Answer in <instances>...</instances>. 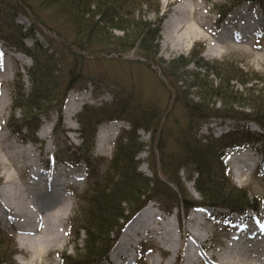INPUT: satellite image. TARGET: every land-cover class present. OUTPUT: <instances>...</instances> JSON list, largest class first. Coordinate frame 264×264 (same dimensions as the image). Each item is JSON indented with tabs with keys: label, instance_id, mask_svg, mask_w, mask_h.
<instances>
[{
	"label": "rangeland",
	"instance_id": "obj_1",
	"mask_svg": "<svg viewBox=\"0 0 264 264\" xmlns=\"http://www.w3.org/2000/svg\"><path fill=\"white\" fill-rule=\"evenodd\" d=\"M240 1L133 0L132 5L136 8L131 16L136 21L142 19L143 22L153 23L151 28L159 24L160 32L157 61L163 64H165L164 62L168 64L169 61L180 57H184L189 61L202 57L204 59L203 61L211 63L209 70L205 66L198 67L194 64V61L183 71H188V74L198 71L205 74L204 76H207L209 73L210 75L207 76L208 81L211 82L214 80L217 83L220 79L212 73L214 71L212 69H217L218 67L214 68V66L218 62H223L224 65L220 66L221 68H228L230 66L229 63H231L233 65H239V67L247 71L259 73L264 78V11L262 10L264 7L262 1L257 0L254 3L255 5L245 4L238 10V12L245 11L244 14L248 12L256 13L257 17L255 15L245 17V15L238 13L230 15L224 21H220L221 10L224 9V5L226 7H232ZM185 5L191 9L186 23L184 25L181 24L179 27L172 26L170 29H166L164 23L174 11V8ZM18 7L23 8L24 11H21ZM94 8L92 6V9ZM130 10L133 9H131V3L128 2L126 8L121 10V14L125 12L129 14ZM67 12V9L64 10V15L66 14L67 23L69 22L70 24L71 16ZM51 15L50 8L43 6L41 0H0V29L2 33L7 35L6 33H12L13 29L16 31V34H12L14 40H6L0 36V43L3 46L0 48L2 49L0 51V61L4 64L5 60H9L10 65L6 73L2 72L6 76L0 77V88L4 89L10 101L6 111L7 113L0 116V154L5 156V158L10 156L7 162L0 160V186L5 183L6 176L10 172L17 175V184L27 182L26 178L29 175V170L25 168V164L32 161L38 163L40 160L43 163H48L50 169L56 164L60 171L66 172L67 177L72 173L86 176V170L88 171L87 161L83 158L80 160L77 159L80 151L81 154H84L85 151L80 135L82 124L79 120V113L82 112L85 105L108 107L106 108V111L109 110L108 116L115 117L112 120H105L97 126L95 145L88 154H85L91 157L100 173H104L109 167L119 138H124L128 131L133 128V125L129 122L133 116L137 117L136 121L138 123L142 121L141 118H145L147 115H152L156 112L158 114L153 126H151V131L142 128L137 131V135L140 137L139 140L146 147L144 151L138 154L136 159L139 164L137 171L140 174L149 178L154 177L155 174L151 168L153 163L158 171V178L162 181L167 180V176L165 175L167 170L162 167L161 158L164 156L166 163H172V166L168 168V173L175 177L173 174L176 171L177 162H182V159L187 155V149L184 143H187V140L196 130L198 131L197 136L200 138L206 136L221 137L228 130H243L242 128L245 127H248L251 131L262 133L260 126L253 121L249 122L244 120V122H238L234 119L224 117L210 118L208 121L197 126L196 123L194 124V119H191L187 109L176 99V90L178 95L184 96L185 93L183 91L186 90V87L178 88L181 83L177 84L175 78L164 77L158 65L146 61L137 49L113 53L108 50L112 49L113 46L108 44L100 47H90L88 50H82L78 46H71L73 50L65 47L66 51L62 50L60 55L57 56L60 60V64H57V69L59 70L55 72L58 88L51 96V99L55 100L53 102L49 100L46 102L42 101V107L39 109L37 106L34 108L29 106L25 108L26 102L22 97H19L20 95L18 93L24 92L27 100L28 94L32 90V81L28 74V68L34 65V60L30 55L22 51L19 52L21 48L18 46L24 44L37 52L36 41L38 40L41 43V47L44 48L38 53L44 63L47 61V56L43 50L49 49L50 47L40 31H36L34 37L27 36L23 40L24 43L21 42V34L18 32V28L22 26L23 31H30L34 25L41 28L47 36L53 37L59 43H64V38L61 40L60 37L55 35V29L51 28L52 30H49V27L52 26ZM241 15L242 19H240ZM124 16L127 15L125 14ZM35 17L36 19H41L43 23H38ZM242 21L246 25L261 24L259 26L261 27L260 34H251L252 36L239 34L242 39L239 37H235L234 39L230 37L223 38V31L225 33L229 31V29L227 30V26L230 25L238 33V24ZM9 22L13 27L7 25ZM191 23L197 26L200 35L194 38L189 49L173 47L174 44L177 46V41L181 42L188 35L186 26ZM134 24H137V22ZM71 26L74 25L71 24ZM224 26L226 28H223ZM66 27L68 26L66 25ZM109 28V30L107 28L108 33H111L112 36H122L124 33L121 29ZM129 28H131L130 31L132 32L136 26L134 27L131 24ZM70 32L71 34L74 33L72 27H69L67 30V35L71 36ZM211 47H214V50L210 51ZM55 65L56 62L54 61L52 66ZM44 66L45 64H41L40 68L43 67L44 69ZM76 80L78 81L77 86L85 84V87L70 89V84ZM231 86L235 92L237 90L245 91L246 89V87L244 88L235 79L231 82ZM255 88H264V83L255 86ZM189 91L191 93L190 98H193L195 101L199 100L195 87L189 89ZM72 95L85 96L86 99L77 114L69 119L66 113V107L68 99ZM62 96L64 102L61 107ZM16 104L25 106L20 108L16 107ZM210 107L214 108L215 111L221 110L220 113H232L233 111L249 112L252 110L250 107L244 106L241 103L226 105L218 99ZM116 109H118V112L114 113ZM120 110H123V112H119ZM28 113L30 114L26 118L25 115H28ZM25 122L29 123L28 126L24 125ZM14 125L17 128H20L22 125L24 128L18 133L14 130ZM45 125L51 130V135L47 138L41 135L43 126ZM33 132H35L38 138L37 141L32 139L34 137ZM102 138H107L104 144L102 143ZM29 146L34 149L30 153ZM255 149L257 150H254L252 146L229 149L225 161L231 173V187H235L236 189L246 188L252 195L264 198V172L254 171L256 165L262 160V150L264 152L262 141L256 144ZM240 152L247 153L248 158L246 164L236 159L235 156ZM11 155L18 156L14 158ZM63 161L66 162L63 163ZM238 166H243L240 171H237ZM190 168L192 167L190 166ZM183 169L180 167L179 170L181 171L178 173L182 184L194 198L197 200L201 199L202 197L195 191L194 183L186 180L188 172H185ZM88 180L85 177L76 189L66 190L67 193L65 196L72 202L73 210L67 223L68 230L65 245L57 247L44 255L43 262L40 259L34 262V264H39V262L41 264H67V261L63 259V254L77 259L83 258L86 253L85 240L87 234L82 230L79 235H71L69 229L71 228V219L75 218L80 209L78 207L79 195L87 188ZM171 186L176 191V185L171 184ZM227 192H229L228 189L223 193L224 197H226ZM232 197H234V194H232ZM169 201L171 202L173 200ZM154 204L160 208H156L154 211L163 214L164 218L170 219L175 235L174 238L176 239V243L179 244V249L176 250L173 246H169V248L161 241L158 243L159 238L156 237L155 239L152 234L157 236L159 230L158 232L155 230L146 231L145 235H143L144 237H142V246L139 245L136 248L137 257L135 252L132 251V256L136 259L135 264H139L141 259L146 264H184L188 256V247L193 248L194 252L196 251L200 259L199 261L206 254H215L216 257H219L225 251L227 244L230 243V231L238 229L242 225L253 228L256 224H259L264 227V212L260 213L262 216L258 218L255 214L253 217L227 216L230 212L227 209L221 208L214 212L213 208L206 207L205 209H191L185 215L182 206L180 209L175 208L172 212L168 213L164 209V203L162 204L155 200ZM194 210L206 211L204 215L205 219L200 230L201 235L207 238L203 243L204 248L190 245L192 242L190 238L191 231L186 227L188 226L189 216ZM80 215L79 213L78 217ZM5 221L4 219H0V231H5L13 235V241L7 239L11 243L7 242L2 247L7 251L12 249L15 253L9 260L6 259L0 264H22L19 257L25 263L31 262L35 259L34 254L21 247L18 230L12 225H9V223L4 224ZM124 221L125 219L121 220V223ZM127 225L128 223L124 229ZM124 229L121 231L119 238ZM243 239L245 238L242 237L241 240ZM141 249L143 251V258H138V252ZM189 251L191 250L189 249ZM124 259L122 258L121 264L125 262L126 259ZM171 260H173L172 263L170 262ZM199 261L197 260L195 264H202ZM103 264H112L109 259V254L104 259Z\"/></svg>",
	"mask_w": 264,
	"mask_h": 264
},
{
	"label": "trees",
	"instance_id": "obj_2",
	"mask_svg": "<svg viewBox=\"0 0 264 264\" xmlns=\"http://www.w3.org/2000/svg\"><path fill=\"white\" fill-rule=\"evenodd\" d=\"M243 1L247 0H241L232 7L224 5V9L221 10L220 21L225 18L231 9L237 7ZM41 2L43 6L51 10L52 26L48 29H55V35L60 37L61 40L64 38L65 41H63L64 43L57 42L56 39L47 36L41 28L34 25L30 31H23V27L19 26L18 32L21 34V42L27 36L34 37L35 32L40 31L46 38L50 48L43 50L47 56V61L44 63L42 62V57L38 54L44 48L41 47V43L38 40L36 41L37 52L24 44L18 46L24 53L33 57L34 65L28 68V74L32 81V90L28 94L27 100L24 92L18 93L19 97L25 100L26 106L16 104V107L25 106L26 108L29 106L34 108L37 106L39 109L42 107V101L46 102L49 100L53 102L55 100L51 99V96L58 88L55 72L59 70L57 69V64H60V60L57 56L60 55L62 50L66 51V48L73 50L71 46H78L82 50H88L90 47H100L108 44L113 46L112 49H108L109 52L113 53L137 49L146 61L158 65L164 77L175 78L177 84L181 83L178 88L186 87V90L183 91L185 93L184 96L178 95L176 90V99L187 109L191 119H194V124L196 123L197 126L210 118L224 117L238 122H244V120L253 121L262 129V133H259L245 127L242 128L243 130L235 129L230 131L221 137L206 136L201 138L197 136L198 131H194L187 143H184L187 155L182 159V162H177L176 171L173 174L175 177L168 173V168L172 166V163H166L164 156L161 158L162 167L167 170L165 174L167 180L162 181L158 178V171L153 163L151 168L154 171V177L149 178L140 174L137 171L139 164L136 159L138 154L144 151L146 147L139 140L140 137L137 135V131L141 128L151 131V126H153L158 114L156 112L152 115H147L145 118H141L142 121L138 123L136 121L137 117L133 116L129 120L133 128L128 131L124 138H119L109 167L104 173H100L91 157L85 154H88L95 145L97 126L103 121L112 120L115 117L108 116L109 110L106 111L108 107L85 105L82 112L79 113V120L82 124L80 135L85 151L83 150L84 154H81L78 148L80 154L77 159L83 158L87 161L89 180L87 188L79 195L78 207L80 209L75 218L71 219L70 232L72 235H79L82 230L86 232V253L82 259L63 254L67 264H103L104 259L107 258L117 242L124 226L151 200L164 203V209L168 212H172L175 208L180 209L182 206L185 215L196 205L224 208L232 213L245 212L248 208L259 211L264 207V199L261 197L252 195L246 188L236 189L231 187L230 171L224 161V156L231 147L245 145L256 147V144L260 141L264 145V88H255V86L264 83V78L259 73L247 71L239 67V65L231 63H229L230 66L228 68H221L220 66L224 65V63L216 62L217 64L214 68H218L212 69L214 70L212 73L220 79L216 83L214 80L208 81L207 76L210 75L209 73L204 76L205 74L198 71L190 74H188V71H183L194 61V64L198 67L205 66L209 70L211 63L203 61L202 57L190 61L180 57L169 61L168 64L157 61L159 24L151 28L153 23L143 22L142 19L136 21L131 16L136 8L132 5L133 0H128L131 3V9H133L129 11V14L128 12L121 14V10H124L127 6V0H41ZM92 6L95 8L92 9ZM18 8L24 11L23 8ZM19 9L18 11H20ZM66 9L71 16L70 24L69 22L67 23L66 14L64 15V10ZM99 14L100 16L98 17ZM125 14L127 16H124ZM36 17L39 18L38 16ZM36 20H38V23H43L41 19ZM136 22L137 24L140 22L138 26L134 24ZM71 24L74 26H71ZM131 24L134 27L136 26L135 31H130L131 28L129 26ZM7 25L13 27L10 22ZM69 27L74 29L73 34L70 32L71 36L67 35ZM109 27L121 29L124 33L122 36H112L111 33H108ZM127 30L128 32H126ZM6 34L8 36L3 34L0 29V36L6 40H14L12 34H16V31L13 29L12 33L7 32ZM54 61L56 65L52 66ZM41 64H45L44 69L43 67L40 68ZM234 79L244 88L246 87L245 91H234L231 86V82ZM77 82V80L72 81L69 88L85 87V84L77 86ZM193 87L196 88V93H198L199 100L197 101L189 97L191 95L189 89ZM61 99L62 107L63 96ZM217 99L226 105L241 103L252 110L249 112L233 111L232 113H220L221 110L215 111L214 108L210 107ZM116 112H118V109L114 111V113ZM119 112H123V110ZM29 114L25 115L26 118ZM28 124V122L24 123L25 126H28ZM14 128L16 132L20 133L24 127L21 125L20 128L16 126ZM33 136L32 139L37 141L38 138L35 132H33ZM262 153L264 154L263 150ZM180 167L184 168L185 172H188L186 180L194 182L195 191L202 197L201 199L197 200L194 198L182 184L180 177H178V173L181 171L179 170ZM171 184L176 185V191H174ZM226 189L229 192L224 197L223 193ZM232 194H234V197H232ZM169 200L173 201L170 202ZM79 213L81 214L80 217H78ZM123 219L125 221L121 223ZM10 235L0 231V263L6 259L9 260L15 253L12 249L7 251L2 247L7 242L11 243L7 239L13 241V237ZM142 264L146 263L143 262Z\"/></svg>",
	"mask_w": 264,
	"mask_h": 264
},
{
	"label": "bare ground",
	"instance_id": "obj_3",
	"mask_svg": "<svg viewBox=\"0 0 264 264\" xmlns=\"http://www.w3.org/2000/svg\"><path fill=\"white\" fill-rule=\"evenodd\" d=\"M256 1L247 0L240 3L227 13L224 20L230 15L238 13L245 15V17L253 15L257 17L256 13L248 12L244 14L245 11L238 12L245 4L255 5L254 3ZM261 1L264 7V1ZM262 10L264 11V9ZM190 11L191 9L186 5L174 8V11L166 19L164 27L170 29L172 26L179 27L181 24L184 25L190 16ZM242 15L240 19H242ZM238 26V33L230 25L227 26V30L229 29V31L227 33L223 31V38L239 37L242 39L239 34L252 36L251 34L259 35L261 32V27H259L261 24L246 25L242 21ZM223 28L226 27L224 26ZM186 31L188 35L181 42L177 41V46L174 44L173 47L189 49L194 38L200 35L194 23L188 24ZM211 50H214V47H211ZM9 66V60H5L4 64L0 61V77L6 76L2 72L6 73V70L10 68ZM85 99V96L79 95L69 97L66 107V113L69 119L73 118L82 108ZM9 102L4 89L0 88V116L7 113ZM41 135L47 138L51 135V130L45 125L43 126ZM102 139V143L104 144L107 138ZM29 147L30 153L34 149L31 146ZM11 156L15 158L18 155ZM235 157L246 164L248 155L246 152H240ZM9 158L10 156L5 158V156L0 154V160L7 162ZM42 163L40 160L38 163L32 161L25 164V168L29 170V175L26 178L27 182L17 184V175L10 172L6 176L5 183L0 186V219L6 220L4 224L9 223V225H12L18 230L21 247L34 254L35 259L28 263L23 262L19 257L22 264H34V262L40 259L43 262L44 255L57 247L65 245L68 230L67 223L73 210L72 202L66 198L63 192L66 187V172L60 171L56 164L50 169L48 165L43 167ZM241 167L243 166H238L237 171H240L242 169ZM79 184L80 182L76 180L73 183V187H77ZM152 206L153 204L142 208L129 222L117 241V244L109 252V259L111 261L120 264L119 259L125 256L126 260L124 259L125 262L123 264H134L132 251L138 246L137 244L142 240L146 231L150 230H155L156 232L159 230L157 236L152 234L155 239L156 237L159 238L158 243L161 241L168 247L173 246L176 250L179 249V244L176 243V239L174 238L175 235L170 219H166L163 217V214L154 211L156 206L151 209ZM205 214L206 211L204 210H194L189 216L188 226L186 228L191 231L190 238L192 242L190 245H193V247H203V243L207 239L200 233ZM242 237L245 239L241 240ZM188 248L191 251L188 249V256L184 264H195L200 259L196 251H193V248ZM263 252L264 227L259 224H256L253 228L242 225L232 235L230 243L227 244L225 251L219 257H216L215 254H206L199 262L202 264H264ZM170 262L172 263L173 260ZM39 264L41 263L39 262Z\"/></svg>",
	"mask_w": 264,
	"mask_h": 264
}]
</instances>
